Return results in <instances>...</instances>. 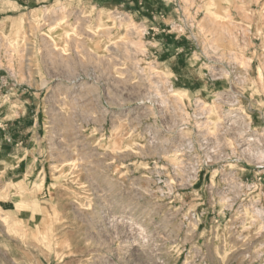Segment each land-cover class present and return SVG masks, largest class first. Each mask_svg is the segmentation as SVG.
<instances>
[{
  "label": "rangeland",
  "instance_id": "1",
  "mask_svg": "<svg viewBox=\"0 0 264 264\" xmlns=\"http://www.w3.org/2000/svg\"><path fill=\"white\" fill-rule=\"evenodd\" d=\"M23 1L0 0V109L23 94L40 129L32 168L0 165V264H264V233L221 214L208 177L178 195L154 183L165 131L211 128L196 109L264 128V0Z\"/></svg>",
  "mask_w": 264,
  "mask_h": 264
},
{
  "label": "built area",
  "instance_id": "2",
  "mask_svg": "<svg viewBox=\"0 0 264 264\" xmlns=\"http://www.w3.org/2000/svg\"><path fill=\"white\" fill-rule=\"evenodd\" d=\"M196 110H199L201 125L211 128L197 130L196 140L184 137L189 130L184 123L173 132L165 131L168 134L166 146L172 150L169 156L171 172L163 175L157 171L154 174L155 186L159 191L167 190L170 195H178L197 185L201 177H208L206 188L211 194L215 193L220 213L231 214L234 220L245 216L249 228L258 226L257 233H264V160L258 164L253 159L251 162L246 159L248 154L264 156V128H254L250 115L244 109L234 113L232 109ZM215 113L218 117H213ZM230 115H239L245 120H239L237 125L243 122L242 128L250 127L252 138L259 140L247 155L243 156L237 146L238 131L235 128L229 130ZM226 132L232 138L225 144L221 138ZM210 134L213 135L209 137ZM143 136L149 144L158 143V134L151 124L144 127ZM230 144L233 148L228 151L226 146ZM215 179H218V187L213 183Z\"/></svg>",
  "mask_w": 264,
  "mask_h": 264
},
{
  "label": "crops",
  "instance_id": "3",
  "mask_svg": "<svg viewBox=\"0 0 264 264\" xmlns=\"http://www.w3.org/2000/svg\"><path fill=\"white\" fill-rule=\"evenodd\" d=\"M45 1L35 0L34 3H44ZM1 2L4 6L12 8L5 9L4 13L23 9L27 5L23 0H1ZM7 100L9 102L6 106L0 109V116L3 115L6 118L5 123L0 124V165H10L9 169L6 167L3 171V177L12 176L15 169L27 166L28 163L31 168L36 164L37 157L28 161L22 151H26L28 144L36 142L40 129V110L34 109L36 104L32 103V109H29L27 97L23 94L18 97L9 94ZM251 113L257 125H264L260 109H252ZM7 117L9 118L7 119Z\"/></svg>",
  "mask_w": 264,
  "mask_h": 264
},
{
  "label": "bare ground",
  "instance_id": "4",
  "mask_svg": "<svg viewBox=\"0 0 264 264\" xmlns=\"http://www.w3.org/2000/svg\"><path fill=\"white\" fill-rule=\"evenodd\" d=\"M234 63V62H233ZM216 65V64H214ZM236 65V64H235ZM234 67V65H233ZM224 70V69H223ZM234 70V69H232ZM228 71V70H227ZM214 72V71H213ZM236 73L235 71L231 72L228 71V72H216L215 74L218 75L220 78H225V77H229L231 74H234ZM214 74V73H213ZM232 78V77H231ZM234 78V77H233ZM235 78H237L235 76ZM234 78V79H235ZM241 78V77H240ZM238 79V78H237ZM240 80V79H239ZM173 94V93H172ZM177 94V93H176ZM238 109H233L232 112H237ZM238 116V117H237ZM232 117V118H231ZM239 115H235V116H232L230 115L229 116V120L230 123H229V130H232L233 128H235L237 130L236 127H240V124H243L240 123L239 125H237V122L239 120ZM233 120V122H231ZM242 120V119H241ZM242 121H245V120H242ZM252 122V121H251ZM201 125V124H200ZM242 126L240 127V130H237L238 131V135H237V146L239 147V150L241 152V154L244 156L245 154L247 155V153H249L251 151V147L255 148V145H258L257 143H259V140L255 137L254 139L252 138V133L250 132L251 128H247V129H241ZM246 157V156H245ZM246 159L251 162L252 159L257 162L258 164H260L263 160H264V156L262 155H259L258 157H254L253 154H248Z\"/></svg>",
  "mask_w": 264,
  "mask_h": 264
}]
</instances>
